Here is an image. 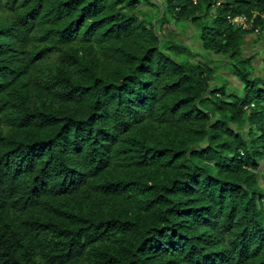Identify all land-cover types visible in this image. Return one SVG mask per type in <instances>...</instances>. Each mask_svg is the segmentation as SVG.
Returning <instances> with one entry per match:
<instances>
[{"label":"trees","instance_id":"16d2710c","mask_svg":"<svg viewBox=\"0 0 264 264\" xmlns=\"http://www.w3.org/2000/svg\"><path fill=\"white\" fill-rule=\"evenodd\" d=\"M155 2L0 0V264H264V0Z\"/></svg>","mask_w":264,"mask_h":264},{"label":"rangeland","instance_id":"374dc122","mask_svg":"<svg viewBox=\"0 0 264 264\" xmlns=\"http://www.w3.org/2000/svg\"><path fill=\"white\" fill-rule=\"evenodd\" d=\"M144 1H148L151 4L155 1H161L164 2V0H144ZM156 3V2H155ZM176 30H174V32L170 33V32H166L167 35L171 38H175L177 39L179 42L181 43H186L189 44L191 46H194V43L192 41H197V34L198 32H195V29H191V27H189V25H187V23L181 22V23H177L176 24ZM166 31V30H165ZM174 35V37H173ZM192 36V38H191ZM194 36V38H193ZM252 47H246L243 51L244 56L246 57H254L256 55H258L256 58V60L254 59V62L252 63L253 65V69L251 71L252 76H258L264 79V48L262 46V43H254L251 45ZM198 46H196L197 49ZM201 60V58H200ZM205 62H207V60H204ZM214 65V64H212ZM215 67H218V72L223 71V69L221 68V66L219 64L214 65ZM227 74H229V71H226ZM225 75V77H229V75ZM228 79V78H227ZM233 86L230 87V89ZM236 87V86H235Z\"/></svg>","mask_w":264,"mask_h":264},{"label":"built area","instance_id":"2783aa9c","mask_svg":"<svg viewBox=\"0 0 264 264\" xmlns=\"http://www.w3.org/2000/svg\"><path fill=\"white\" fill-rule=\"evenodd\" d=\"M230 22L234 26L241 25L243 28L247 27L246 20L243 17H236V18L230 20Z\"/></svg>","mask_w":264,"mask_h":264},{"label":"crops","instance_id":"0c3cea01","mask_svg":"<svg viewBox=\"0 0 264 264\" xmlns=\"http://www.w3.org/2000/svg\"><path fill=\"white\" fill-rule=\"evenodd\" d=\"M257 59V58H256Z\"/></svg>","mask_w":264,"mask_h":264}]
</instances>
